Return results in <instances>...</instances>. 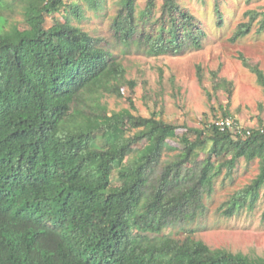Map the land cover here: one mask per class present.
<instances>
[{
	"label": "trees",
	"instance_id": "1",
	"mask_svg": "<svg viewBox=\"0 0 264 264\" xmlns=\"http://www.w3.org/2000/svg\"><path fill=\"white\" fill-rule=\"evenodd\" d=\"M139 8V0H119L110 18L124 51L161 56L204 46L201 20L178 0ZM214 8L224 25L222 3ZM247 14L232 40L257 23L264 29V11ZM83 18L79 2L0 0V264H264V256L213 248L189 229L185 237L161 236L203 216L214 179L233 174L242 159H258L259 172L223 212L255 208L264 191V124L245 138L214 122L179 133L155 112L133 113L131 97L130 107L110 109L105 98L136 83ZM239 58L264 89L263 70ZM217 83L230 99L233 83ZM195 153L205 156L195 160Z\"/></svg>",
	"mask_w": 264,
	"mask_h": 264
},
{
	"label": "rangeland",
	"instance_id": "2",
	"mask_svg": "<svg viewBox=\"0 0 264 264\" xmlns=\"http://www.w3.org/2000/svg\"><path fill=\"white\" fill-rule=\"evenodd\" d=\"M65 1L73 5L82 3L84 18L80 24L87 31L103 36L106 43L113 46L127 67V79L136 83L134 88L126 84L123 96L105 98L110 109L130 107L128 98L131 97L136 107L133 113L147 117L155 112L167 122L179 125V133L185 131L184 125L202 127L215 121L222 116V110L232 113L246 127L264 124V89L256 75L239 58L243 53L264 72V29L258 31L257 23L248 35L232 40L238 23L249 20L248 10L264 11V0H218L226 12L224 25L217 23L216 0H178L201 20L206 33L204 46L189 48L177 55L161 56H150L136 48L124 51L123 46L116 44L110 18L119 0H103L99 11L85 0ZM145 2L139 0V10ZM57 17L63 19L62 14H57ZM47 22L54 23L50 17ZM20 25L24 26L23 23ZM221 77L233 83L230 99L228 92L217 83ZM173 144L178 146L177 142ZM174 153L170 151V156ZM204 156L203 153H195L193 159L201 160ZM192 164L187 163L186 166L191 167ZM258 172V159L250 163L240 160L237 169L229 176L224 170L214 179L211 195L204 197L205 214L186 228L170 226L163 230L161 236L185 237L189 229L195 238L202 239L213 248L264 256V191L254 209L244 208L233 216L223 212L232 194L249 184Z\"/></svg>",
	"mask_w": 264,
	"mask_h": 264
},
{
	"label": "built area",
	"instance_id": "3",
	"mask_svg": "<svg viewBox=\"0 0 264 264\" xmlns=\"http://www.w3.org/2000/svg\"><path fill=\"white\" fill-rule=\"evenodd\" d=\"M221 130H230L234 133L235 137H247L251 134V128L246 127L233 116L228 117H217L213 121ZM261 131H264V128H261Z\"/></svg>",
	"mask_w": 264,
	"mask_h": 264
}]
</instances>
